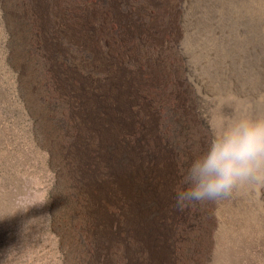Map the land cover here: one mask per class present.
Segmentation results:
<instances>
[{
    "label": "rangeland",
    "instance_id": "rangeland-1",
    "mask_svg": "<svg viewBox=\"0 0 264 264\" xmlns=\"http://www.w3.org/2000/svg\"><path fill=\"white\" fill-rule=\"evenodd\" d=\"M261 108L264 0H0V264H264V184L174 203Z\"/></svg>",
    "mask_w": 264,
    "mask_h": 264
},
{
    "label": "clouds",
    "instance_id": "clouds-1",
    "mask_svg": "<svg viewBox=\"0 0 264 264\" xmlns=\"http://www.w3.org/2000/svg\"><path fill=\"white\" fill-rule=\"evenodd\" d=\"M179 176L174 203L180 211L264 184V108L236 112L214 128L205 149Z\"/></svg>",
    "mask_w": 264,
    "mask_h": 264
},
{
    "label": "bare ground",
    "instance_id": "bare-ground-1",
    "mask_svg": "<svg viewBox=\"0 0 264 264\" xmlns=\"http://www.w3.org/2000/svg\"><path fill=\"white\" fill-rule=\"evenodd\" d=\"M153 113V112H152ZM100 119V118H99ZM159 119L158 117V113L157 111L154 112L152 118H151V123L152 125L154 126V133L155 135L158 134V131H157V128H156V122L157 120ZM103 124L101 125V131H103ZM153 133V134H154ZM103 135V134H102ZM103 138V137H102ZM106 149V148H105ZM108 152V151H107ZM104 153V152H103ZM102 153V154H103ZM106 154V153H105ZM104 156V154H103ZM108 156V154H107ZM170 160H173V157H172V154H170ZM109 157V156H108ZM170 160H166L165 161V164L163 165H169V163L171 162ZM173 162V161H172ZM107 170V169H106ZM116 173H113L112 171H109V173L105 176H103V180L98 184L97 188L99 190V193H101L103 199H107L109 200L111 197L113 196H117L118 194V190H119V173H118V170L115 169L114 170ZM105 175V174H104ZM96 197V196H95ZM99 197V196H98ZM100 198V197H99ZM101 201V200H100ZM98 203V202H97ZM103 207V210L105 212V214L112 220H114V223L111 225V229L108 230L110 232V234H113V235H118V222L116 221L117 220V214L116 213H112L110 211H107L105 210V205L102 203L101 205ZM98 207V205H97ZM101 209V208H100ZM108 218V219H109ZM107 227V226H106ZM106 231V230H105Z\"/></svg>",
    "mask_w": 264,
    "mask_h": 264
},
{
    "label": "trees",
    "instance_id": "trees-1",
    "mask_svg": "<svg viewBox=\"0 0 264 264\" xmlns=\"http://www.w3.org/2000/svg\"><path fill=\"white\" fill-rule=\"evenodd\" d=\"M21 62H22V64H25V63L28 62V59L27 58H23V59H21Z\"/></svg>",
    "mask_w": 264,
    "mask_h": 264
}]
</instances>
